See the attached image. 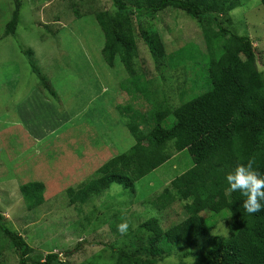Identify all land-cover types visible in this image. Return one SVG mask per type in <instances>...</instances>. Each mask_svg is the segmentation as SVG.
Instances as JSON below:
<instances>
[{
	"label": "rangeland",
	"instance_id": "1",
	"mask_svg": "<svg viewBox=\"0 0 264 264\" xmlns=\"http://www.w3.org/2000/svg\"><path fill=\"white\" fill-rule=\"evenodd\" d=\"M19 2V23L14 34L5 37V25L11 18L14 0H0V215L25 240L30 252L56 253L66 264H107L111 261L112 247L126 246L131 252L140 245V239L142 244L149 240L139 228L144 220L156 218L166 229L184 219L183 203L176 202L159 212L148 202L154 200L173 178L191 167L188 153L177 154L172 148L169 152L173 143H168L170 159L138 181L134 192L112 184L104 194L93 196L83 206H70L65 191L87 182L108 159L125 152L137 141L138 137L126 128L125 118L131 116L121 111L120 105L135 104L137 106L133 107L143 112L151 111L153 102L164 101L174 111L181 103L214 88L209 80L208 62L191 57L196 52L203 57L206 55L201 33L196 22L180 11L168 9L153 17L149 22L164 40L169 54L166 56L168 72H155L154 56L141 35L135 43L133 60L137 80L135 85L131 83L129 98V91L126 92L129 78L125 70L117 59L114 67L109 68L101 56L103 36L92 9L96 10V5V8L111 9L108 0H50L45 12L29 6L28 0ZM230 17L228 29L233 34L250 38L256 48L258 68L263 70L264 11L259 0H239V6L231 11ZM140 23L142 21L135 23L139 34L145 28ZM77 39L79 42H75ZM184 46L181 53L189 47L188 58L181 54L175 58L174 52ZM29 50L32 56L25 53ZM82 51H85L88 64L83 62ZM184 63L189 65V71ZM31 64L42 78L52 81L59 90L60 110L36 90L39 81ZM83 79L95 83V106H116L110 114L102 107L94 109L90 94L75 98V94L64 87V83L78 84L79 80L83 84ZM99 85L105 93L104 90L100 93ZM145 88L154 91L147 104L141 100V95H136V92L142 94ZM32 89L55 109L44 107L41 99L31 94ZM76 91L78 93L79 88ZM83 105H87V109L78 114ZM63 108L69 109V122L59 131L54 123L64 114ZM51 111L52 119L47 115ZM31 117L41 121L34 134L28 129ZM173 122L174 119L168 117L162 125L169 126ZM19 124L25 128V134L16 129ZM146 126L149 130L154 124ZM67 128L69 131L64 133ZM146 132L145 129L143 134ZM62 140L63 151L58 144ZM73 154L77 161L72 158ZM35 183L44 185V202L28 210L20 196V188ZM225 215L214 217L215 229L208 237L199 238L196 247L178 248L156 264H191V256L206 250L208 242L225 240L229 234ZM122 221L129 223L124 235L117 231V224ZM184 253H189L188 257L182 258ZM0 264H18L15 249L1 236Z\"/></svg>",
	"mask_w": 264,
	"mask_h": 264
},
{
	"label": "trees",
	"instance_id": "2",
	"mask_svg": "<svg viewBox=\"0 0 264 264\" xmlns=\"http://www.w3.org/2000/svg\"><path fill=\"white\" fill-rule=\"evenodd\" d=\"M108 1L111 9L96 8V5L92 13L103 36L102 59L109 68L114 67L116 59L119 61L129 78L126 92L131 83L136 84L133 60L135 43L141 35L154 56L155 72H168L166 44L149 22L168 9L180 11L196 22L208 59L197 52L191 57L197 56L201 62H208L209 80L214 88L181 103L174 111L164 101L153 102L151 111L143 112L133 107L137 106L135 104L120 105L121 111L132 115L126 124L138 137L137 141L125 152L108 159L87 182L69 187L65 191L68 204L83 206L93 196L104 194L112 184L134 192L138 181L170 159L167 151L168 143L172 142L169 152L172 148L177 154L188 153L191 167L173 178L148 203L159 212L176 202L183 203L184 219L166 229L156 218L144 220L139 228L149 240L142 244L140 239V245L131 252L126 246L112 247L111 261L107 264H156L178 248L196 247L199 238L208 237L215 229L214 217L222 213L227 214L228 237L212 240L206 250L190 255L193 257L191 264H264V209L247 213L243 207L246 198L239 190L226 191L225 176L234 171L238 163L252 160L253 169L264 174V65L263 70L258 68L256 48L250 38L233 34L228 29L230 13L239 6V0ZM259 2L264 11V0ZM13 5L11 18L5 25V37L14 34L19 23V0H14ZM136 21L145 25L140 34L135 27ZM183 48L185 46L174 52L175 58L180 54L188 58L189 47L181 53ZM183 66L189 71V65L184 63ZM31 67L39 81L36 90L60 110L56 90L32 64ZM153 92L145 88L142 94L136 92V95H141V100L147 104L151 102ZM127 95L130 98L131 91ZM168 117L174 122L163 126L162 122ZM150 124L154 126L148 130L146 125ZM145 129L147 132L143 134ZM43 193L41 183L20 188V196L28 210L44 202ZM0 236L15 249L18 264H66L56 253L30 252L25 240L1 215ZM188 255L184 253L182 258Z\"/></svg>",
	"mask_w": 264,
	"mask_h": 264
},
{
	"label": "crops",
	"instance_id": "3",
	"mask_svg": "<svg viewBox=\"0 0 264 264\" xmlns=\"http://www.w3.org/2000/svg\"><path fill=\"white\" fill-rule=\"evenodd\" d=\"M50 2V0H28V3H29V6L30 5H32V7H39V11L40 12H45L46 11V5L48 4ZM52 19V18H51ZM53 20V19H52ZM57 21L56 22H58V19H56ZM44 25L45 26H48L47 24H45L44 23ZM2 33H0V35H1ZM75 42H79L78 41V39L75 41ZM102 47H103V45H102ZM84 48V50H85V48L86 47H83ZM101 50H102V48H101ZM82 52H84V54H83V56H84V58H83V62L86 64H88V60H87V58H86V56H85V51H82ZM25 53H27L29 56H32L33 55V53H32V51H26ZM79 53H81L80 51H79ZM74 54H76V53H72V55H74ZM4 67H6L7 68V65H4ZM49 83L51 84V86L56 90V92H57V94H58V96L61 98V95H60V92H59V90L57 89V87L55 86V84L52 82V81H49ZM94 85H95V83H94V81H90V82H87L86 80H84L83 79V84L81 83V80H79V83L78 84H73V83H71V82H68V84H66V83H64V87L66 88V90H67V92H70V91H72L73 92V95L75 94V98H77L78 97V95L80 96V98H82L83 97V95H88V94H90L91 96H93L92 98H91V100H90V102H91V104L92 105H94V102L95 101H97V96H94L95 94H96V91H95V89H94ZM76 88H79V91H78V93H77V91H76ZM99 88H100V93H103V86H100L99 85ZM33 91V89L31 90V94H34V95H36L37 97H39V99H41V101L43 102V104H44V107H46V108H48V107H50L51 109H55L51 104H49V103H47V102H45V101H43L42 100V98L39 96V94H37V92L36 91H34V92H32ZM104 93H105V90H104ZM101 97H99V99H100ZM73 107L75 108V103H74V100H73ZM89 104V103H88ZM114 105V104H113ZM113 105H111L109 108L108 107H105L103 104H100L98 107L99 108H101L102 110H103V108L105 109V111L108 113V114H110L114 109H115V105L113 106ZM89 106H91L90 104H89ZM97 106H93L94 107V109L97 107ZM64 109V108H63ZM81 109H82V111H80L78 114H82L83 112H84V110L85 109H87V105H83V107H81ZM68 111H69V109L68 108H65L64 109V114L63 115H61V116H59L58 117V119H55V123H54V125H56L57 126V128H59V131L62 129V128H64V127H62L65 123H67V122H69V115H68ZM53 113H54V110H53ZM51 115V116H49V118L50 119H52L53 118V115H52V111L51 112H48V114L47 115ZM77 116V115H76ZM132 116V115H131ZM101 117H103V116H101ZM101 117H98V118H101ZM31 120H30V127H28V129H31L32 131H33V134H34V130L35 129H37L38 128V126L40 125V123H41V121H40V119L38 118V117H31L30 118ZM36 122H35V121ZM129 119H127V118H125V121L127 122ZM17 128V130L21 133V134H25V132L23 131L25 128H21V124H19L18 126H16ZM53 128H54V126H53ZM126 128H127V126H126ZM69 129L70 128H67V129H65V132L64 133H67L68 131H69ZM128 129V128H127ZM30 137H32L31 135H29ZM28 136V137H29ZM41 136V135H40ZM52 136H54V132H52ZM56 137V136H55ZM43 138V137H42ZM76 138V137H75ZM43 139H45V138H43ZM46 139H48V137H46ZM64 142V140H62L61 142H58V144H59V148H61V150L63 151V146H65V145H61L62 143ZM67 143H69V144H73L71 141H68ZM66 143V144H67ZM94 144V143H93ZM79 145V144H78ZM93 146H95V147H97L96 145H93ZM70 148H72L71 146H69ZM85 149V148H84ZM60 150V149H59ZM74 156H72V158L74 159V161H77V158H76V154H73ZM77 168L78 169H80V167H79V165L77 164ZM88 167V166H87ZM79 173V172H78ZM82 173V172H81ZM81 173H79V174H81Z\"/></svg>",
	"mask_w": 264,
	"mask_h": 264
},
{
	"label": "clouds",
	"instance_id": "4",
	"mask_svg": "<svg viewBox=\"0 0 264 264\" xmlns=\"http://www.w3.org/2000/svg\"><path fill=\"white\" fill-rule=\"evenodd\" d=\"M225 180L228 193L239 190L240 194L246 198L243 207L247 213H257L264 209V174H258L253 169L252 160L247 163H238L234 171L225 176ZM128 229L127 221L117 224V231L122 235L126 234Z\"/></svg>",
	"mask_w": 264,
	"mask_h": 264
}]
</instances>
